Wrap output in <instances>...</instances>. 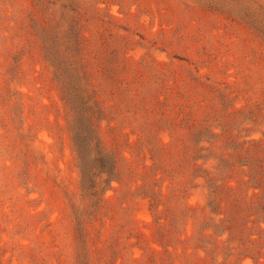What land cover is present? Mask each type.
<instances>
[{
	"label": "rangeland",
	"instance_id": "obj_1",
	"mask_svg": "<svg viewBox=\"0 0 264 264\" xmlns=\"http://www.w3.org/2000/svg\"><path fill=\"white\" fill-rule=\"evenodd\" d=\"M251 4L264 9V0H0V264H83L73 213L89 202L48 54L69 45L72 21L103 107L101 144L116 158L103 207L88 210L84 256L264 264V46L216 11L239 16ZM158 94L166 105L154 104ZM186 126L207 139L197 162Z\"/></svg>",
	"mask_w": 264,
	"mask_h": 264
},
{
	"label": "trees",
	"instance_id": "obj_2",
	"mask_svg": "<svg viewBox=\"0 0 264 264\" xmlns=\"http://www.w3.org/2000/svg\"><path fill=\"white\" fill-rule=\"evenodd\" d=\"M72 11L77 12L72 8ZM224 14L232 21H241L247 24L251 32L257 38L259 43L264 46V9L260 5H247L244 7L242 14L236 16L230 10L218 9L216 10ZM68 35L69 45H63L64 48L54 47L49 54L50 64L54 67L56 78L61 86L62 97L69 109L70 127L73 139V145L77 156V166L81 174V198L88 199V204L78 207L74 210L73 216L75 225L78 231L80 240L81 253L78 254V262L83 264H91V260L84 256L85 251L90 252V229L88 228L89 212L90 215H96L103 207V188L101 184L108 182V185L114 177L116 169V158L114 154L102 146L100 136V120L104 116L101 102L93 92V84L91 83V73L87 70L89 57L85 51V38L81 30L79 22L72 21L69 28ZM51 52V53H50ZM52 54V55H51ZM122 63V64H121ZM120 64V65H119ZM125 61L120 59L116 61V66L125 70ZM115 68V67H113ZM111 68V70L113 69ZM118 76V75H115ZM119 77L113 79L118 80ZM128 85V81H124ZM158 95H154V104L166 105L169 101L168 97H164L161 102L157 99ZM145 109V107H144ZM188 128L189 135H191L192 145L190 152L194 154L193 160L197 162L202 158L201 152L206 148L202 142H207L206 137L198 135L195 137L191 132L190 126ZM160 150L163 145L160 143ZM159 149V146L157 147ZM224 165V159H220ZM220 165V163H219ZM218 170L222 174L223 167ZM251 179L256 178L255 174L250 175ZM222 185H214L212 189L213 195L216 197V203H213V210L216 212V204L220 200V192L218 190ZM145 196L150 197L151 205L156 199V192L151 189L144 193ZM159 203H155V208H158ZM219 213V212H218ZM229 229H223L219 236L225 232L228 233V238L225 241H232Z\"/></svg>",
	"mask_w": 264,
	"mask_h": 264
}]
</instances>
